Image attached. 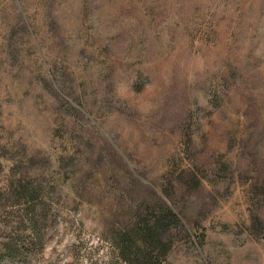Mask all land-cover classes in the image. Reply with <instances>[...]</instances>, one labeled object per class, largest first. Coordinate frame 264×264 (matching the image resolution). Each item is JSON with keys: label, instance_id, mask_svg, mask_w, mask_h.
I'll return each instance as SVG.
<instances>
[{"label": "rangeland", "instance_id": "1", "mask_svg": "<svg viewBox=\"0 0 264 264\" xmlns=\"http://www.w3.org/2000/svg\"><path fill=\"white\" fill-rule=\"evenodd\" d=\"M0 264H264V0H0Z\"/></svg>", "mask_w": 264, "mask_h": 264}, {"label": "trees", "instance_id": "2", "mask_svg": "<svg viewBox=\"0 0 264 264\" xmlns=\"http://www.w3.org/2000/svg\"><path fill=\"white\" fill-rule=\"evenodd\" d=\"M169 211H170V210H169ZM172 218H173V220H174L175 222H177V223H179V221H181L180 218H179L178 216H176V215H172ZM160 229H161V227H160L158 224L154 225L153 232L156 233V241H153V239H155V235L152 233V234L148 237V242H147V240H146V241L143 240L144 248H149V247L155 245L156 243H159V242H160V241H159V235H158V232L160 231ZM124 235H125V238L127 239V244H128V246L131 245V248L134 247V248L138 249V247L135 246V239H133V238L130 236V234L128 235L127 233H125ZM135 254H139V255H141V258H142V257L145 258V254H143V252H135ZM148 255L151 256V258H152V253H151V252L148 253ZM119 256H122V258H124V260H125L124 262H125V263H126V261H127V262H131V259H130V257H129L128 255L125 256V255H123V253L120 252ZM130 256H131V255H130Z\"/></svg>", "mask_w": 264, "mask_h": 264}]
</instances>
